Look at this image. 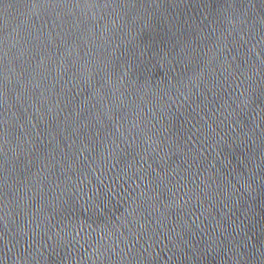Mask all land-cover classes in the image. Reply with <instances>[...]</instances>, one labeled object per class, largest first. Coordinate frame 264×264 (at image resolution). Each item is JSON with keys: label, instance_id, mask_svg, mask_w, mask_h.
I'll list each match as a JSON object with an SVG mask.
<instances>
[{"label": "water", "instance_id": "1", "mask_svg": "<svg viewBox=\"0 0 264 264\" xmlns=\"http://www.w3.org/2000/svg\"><path fill=\"white\" fill-rule=\"evenodd\" d=\"M0 264H264V0H0Z\"/></svg>", "mask_w": 264, "mask_h": 264}]
</instances>
